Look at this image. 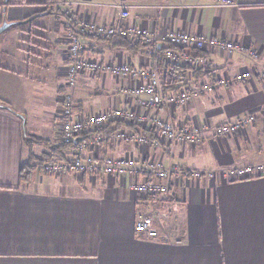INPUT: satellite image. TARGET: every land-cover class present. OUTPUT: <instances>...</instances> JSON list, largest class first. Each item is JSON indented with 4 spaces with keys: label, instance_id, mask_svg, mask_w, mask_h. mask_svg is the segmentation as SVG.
Masks as SVG:
<instances>
[{
    "label": "crops",
    "instance_id": "1",
    "mask_svg": "<svg viewBox=\"0 0 264 264\" xmlns=\"http://www.w3.org/2000/svg\"><path fill=\"white\" fill-rule=\"evenodd\" d=\"M58 4L65 8L46 20L37 18L34 28L40 32L27 41L16 40L12 27L0 35V103L26 117L28 135L54 143L66 92L72 95L76 114L118 107L143 113L121 90L133 83L112 76L109 66L163 71V52L155 51L154 42L146 43L148 36L182 30L203 38L217 35L238 47L231 54L207 47L203 50L207 65L187 76L186 90L211 85L173 108L181 131L196 132L194 143L167 145L144 132L148 143L139 146L135 137L144 127L132 122L134 126L124 123L118 130L126 139L116 136L93 148L100 158L112 153L135 158L142 167L138 180L151 175L144 170L150 162L203 172L198 179L184 173L181 180H172L158 204L162 234L156 239L135 231L137 219L151 212V201L132 190L131 174L35 173L23 183L21 165L44 148L27 146L21 118L0 108V264H264V176L221 175L264 163V80L256 76L227 86L219 83L220 76L264 68V0H8L4 15L7 21H22L48 8L55 12ZM3 6L0 0V21ZM120 6L128 12L125 20L119 17ZM69 16L73 21L116 26L125 21L145 30L146 36L134 37L141 39V47L130 52L118 46V36L81 35L82 55L101 67L93 75L79 74L68 86ZM26 43L36 44L37 53L28 51ZM163 114L158 110V116ZM248 115L253 121L241 131L215 134L217 126Z\"/></svg>",
    "mask_w": 264,
    "mask_h": 264
},
{
    "label": "built area",
    "instance_id": "2",
    "mask_svg": "<svg viewBox=\"0 0 264 264\" xmlns=\"http://www.w3.org/2000/svg\"><path fill=\"white\" fill-rule=\"evenodd\" d=\"M219 2L220 0H216ZM224 3H227L226 1ZM119 17L122 20L128 17L127 10L120 6ZM75 29L69 24V31L66 34L68 41L67 57L70 64L66 69L67 85L71 86L75 78L86 73L93 75L100 69V65L95 59L86 58L82 55L81 35H96L100 37L120 36L124 39L131 40L136 36H146L145 30L134 25L129 26L122 21V24H96L95 22L74 21ZM162 38L165 44L176 47L174 49H166L163 52L165 60L175 66H188L193 64L196 67L207 65L208 60L205 55L192 59L188 50L202 51L207 47L217 50L221 53L231 54L238 47L234 42L228 41L217 35H211L203 38L199 35L191 34L182 30H170L164 36H148L146 43H157V39ZM153 40V41H152ZM249 54L256 57L254 51ZM109 71L112 76H120L125 81L132 82V86L121 87L125 93L133 97V103L143 110V113L136 114L130 108H110L100 110L88 115L76 114L73 112V99L70 92L64 93L62 96L61 116L59 137L63 143H68L79 137L84 127L97 128L108 122L124 121L125 123L135 122L139 126H143V130L153 131L158 140H163L167 145L173 142L181 144L194 143L196 140V132L193 130L183 132L179 125L173 120V108L177 105L183 106L192 98L198 97L200 93L211 89L210 84H202L191 90L181 87L176 91H165L160 73L157 68H141L133 69L128 64L111 65ZM259 76L264 80V68L248 67L240 70L233 75L220 76L219 83L221 85L229 84L231 81H246ZM163 109L164 114L158 116V110ZM253 121V117L248 115L237 121L221 124L214 130L216 135L235 134ZM116 136L119 139H126V133L119 131ZM135 143L144 146L148 143V139L143 135L135 137ZM92 142L86 144L81 142L73 154L64 160L46 161L42 165V172L49 176H63L69 172L78 175L92 174L102 171L105 175L124 177L129 174L135 180L131 184L132 190L136 191L148 198L151 202V212L147 215L140 216L135 224L137 234L156 239L162 234V227L156 216H159L158 204L165 197L170 188L172 180L182 179L184 173H189L193 178H200L203 175L201 171H185L183 172L177 165L162 162H150L145 166L144 170L151 173L150 176L139 177L140 167L135 158L126 155L108 154L104 157L95 155ZM92 147V148H91ZM147 174V173H146ZM222 177L228 179H245L264 176V163L247 165L235 170L224 172ZM135 176V177H134ZM208 176L213 177L214 173L209 172Z\"/></svg>",
    "mask_w": 264,
    "mask_h": 264
},
{
    "label": "trees",
    "instance_id": "3",
    "mask_svg": "<svg viewBox=\"0 0 264 264\" xmlns=\"http://www.w3.org/2000/svg\"><path fill=\"white\" fill-rule=\"evenodd\" d=\"M53 13H58V12L53 11ZM37 18L39 17H36L33 20L25 24H20V25L31 26L35 23ZM66 19H67V22H69L70 27H72V29H75V23L71 19V17L70 16L66 17ZM15 26H18V25H15ZM116 39H117L118 46H121L130 52L141 47V42H140L141 39L139 37H137L136 39L133 38L132 40H127V39H124L118 36L116 37ZM153 46L155 48V51L160 54L164 52V50L169 49V48L177 51L176 47L170 44H165V42L164 44L161 43V46H158V42L153 43ZM189 53L192 59H195L203 55L202 51H197V50H190ZM163 61L165 64L163 63L160 64V67L163 66L164 69L162 71L158 67V71L160 73L162 83L165 87V91H168V92L176 91L181 87L186 88L187 86L186 84H188V81H187L188 74L198 72L202 69V67H196L193 64H189L188 66H175L167 62L165 59H163ZM124 123H125L124 121H113V122H108L97 128L84 127L83 130L80 132L79 137L75 139L76 141L72 140L68 143H63L60 140L57 141L58 143H54V142H51L50 140L36 138L34 136H30L27 134V138H24V142L26 143V145L31 146V144H39L43 146L44 151H42V153H40L39 155H35L32 153L30 155V159L21 165L20 170H19L20 180L25 184L29 183L32 179L33 174L43 173L42 172L43 163H45L46 161L66 159L69 155L74 153V151L77 149L78 145L81 142H86V144L88 145L93 140H96L94 142V144L96 145L103 144V143L105 144L111 143L112 141H114L118 130L124 126L123 125ZM128 124H131L129 126L133 125V123H128ZM136 130H135V133H136ZM144 132H147L149 134L148 138H150V134L154 135L153 131L151 130L142 131L141 134L144 135L145 134Z\"/></svg>",
    "mask_w": 264,
    "mask_h": 264
},
{
    "label": "water",
    "instance_id": "4",
    "mask_svg": "<svg viewBox=\"0 0 264 264\" xmlns=\"http://www.w3.org/2000/svg\"><path fill=\"white\" fill-rule=\"evenodd\" d=\"M8 0H4V6L2 7V16H1V22H0V35L2 33H4L6 30H8L10 27L12 26H15V25H20V24H25L31 20H33L34 18L36 17H43V16H46V15H50V14H53V11L48 8L46 9L45 11L43 12H40V13H37V14H34L22 21H14V22H10V21H7L6 18H5V15H4V11H5V8H6V4H7ZM158 46H161V42H158ZM187 53H189V51L187 50L186 51ZM0 108L1 109H7V110H10L12 112H14V110H12V108H10L9 106L5 105V104H2L0 103ZM16 113V112H14ZM22 120V126H23V136L24 138H27V133H26V130H25V121H26V117L23 115V114H19V113H16ZM76 141V140H75Z\"/></svg>",
    "mask_w": 264,
    "mask_h": 264
},
{
    "label": "rangeland",
    "instance_id": "5",
    "mask_svg": "<svg viewBox=\"0 0 264 264\" xmlns=\"http://www.w3.org/2000/svg\"><path fill=\"white\" fill-rule=\"evenodd\" d=\"M60 7H57V10L56 11H61V10H63L65 7H64V5L63 4H58ZM52 15V14H51ZM49 15H46V16H43V17H41V19H44V20H46V18H44V17H48ZM52 17V16H51ZM40 18V17H39ZM38 18V19H39ZM55 18V17H54ZM50 20V19H49ZM34 24L33 25H31V26H26V25H18V26H14V27H12L11 29H10V31H12L13 33L12 34H14L13 36H16V40H19V38L20 37H22V39L24 40V42L25 41H27V38H29V36H31V38L33 37V35H36V33H39L40 32V30L39 29H35L34 28ZM9 37H10V39H11V35H8ZM33 42L35 43V41L33 40ZM26 46H27V50L29 51H32L31 53H33V54H35V53H37V51H36V44L35 45H32V44H29L28 45V43H26ZM30 47V48H29ZM31 53H29L28 54V56L30 57V59L31 60H34L35 58H34V55L33 54H31ZM34 58V59H33ZM30 124H29V122H28V125L27 126H29ZM26 126V127H27Z\"/></svg>",
    "mask_w": 264,
    "mask_h": 264
}]
</instances>
